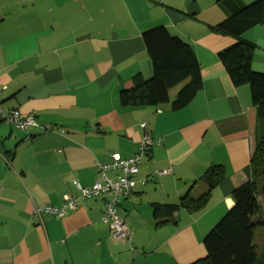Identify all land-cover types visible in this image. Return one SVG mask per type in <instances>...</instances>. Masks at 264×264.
Segmentation results:
<instances>
[{
    "label": "crops",
    "instance_id": "obj_1",
    "mask_svg": "<svg viewBox=\"0 0 264 264\" xmlns=\"http://www.w3.org/2000/svg\"><path fill=\"white\" fill-rule=\"evenodd\" d=\"M255 1L0 0V108L39 123L25 130L0 118V264H192L204 257V238L235 205L234 190L252 179L248 166L264 136L249 88L235 87L218 58L236 39L210 27L230 16L228 3L242 9ZM160 26L193 47L202 89L178 111L123 107L120 92L134 77L153 75L143 34ZM243 39L256 45L252 67L264 73V23ZM146 135L155 142L140 162L138 185L118 204L130 239L116 241L103 221L106 195L83 199L75 183L91 187L97 163L134 157ZM214 165L225 178L206 208L180 209L157 226L154 205L204 192ZM67 196L78 199L75 208H65ZM257 206L264 211L261 197L242 203L255 238L256 228L264 230ZM34 207L63 214L40 219Z\"/></svg>",
    "mask_w": 264,
    "mask_h": 264
},
{
    "label": "trees",
    "instance_id": "obj_2",
    "mask_svg": "<svg viewBox=\"0 0 264 264\" xmlns=\"http://www.w3.org/2000/svg\"><path fill=\"white\" fill-rule=\"evenodd\" d=\"M228 5L230 16L210 29L230 35L236 42L221 51L218 58L235 87L249 88L257 117L264 121V73L256 72L252 67L256 45L243 39L245 33L264 23V0H256L242 9ZM143 40L152 62L153 75L150 79L136 75L132 87L120 92V104L128 108L171 104L173 111L188 106L203 86L200 64L193 47L170 34L163 26L144 32ZM181 84L175 100L171 101L170 91ZM248 172L252 179L234 190L235 205L204 238L205 256L192 264H264V249L258 254L254 244L255 234L242 221L245 213L243 202L255 201L258 197L264 200V136L255 145ZM224 178V168L214 165L205 173L207 189L204 192L195 197L188 194L178 204L154 205L156 225L171 222L172 216L180 209L193 213L205 209L213 190ZM102 195H106V205L110 196ZM162 217L170 221L160 219Z\"/></svg>",
    "mask_w": 264,
    "mask_h": 264
},
{
    "label": "built area",
    "instance_id": "obj_3",
    "mask_svg": "<svg viewBox=\"0 0 264 264\" xmlns=\"http://www.w3.org/2000/svg\"><path fill=\"white\" fill-rule=\"evenodd\" d=\"M0 118L10 125L25 130L30 127H39V123L36 118H23L18 110L6 112L0 108ZM154 142L155 140L153 138L146 135L140 142L137 153L134 157L130 159H123L119 155H114L113 160L109 163H97V169L100 177L99 180H97L91 187L83 188L75 183L76 188L79 192H81L83 199L88 197H97L102 194L110 196L109 201H107L105 205L103 221L109 225L111 236L116 241H126L130 239L129 229L126 222L118 214V202L121 197L129 196L137 187L138 181L136 180V175L139 172L140 162L146 155H148ZM111 171H119L120 176H118L117 179L109 178L108 172ZM64 204H66L65 208H75L78 205V199L67 196L65 197ZM43 213L63 214V211H59L53 207L33 208V216L41 219Z\"/></svg>",
    "mask_w": 264,
    "mask_h": 264
},
{
    "label": "rangeland",
    "instance_id": "obj_4",
    "mask_svg": "<svg viewBox=\"0 0 264 264\" xmlns=\"http://www.w3.org/2000/svg\"><path fill=\"white\" fill-rule=\"evenodd\" d=\"M182 84L177 86L176 88L172 89L170 91L171 96L173 97L174 95H177V92L179 91V89L181 88ZM250 173V172H249ZM251 175V173H250ZM252 177V175H251ZM262 198V197H261ZM263 199V198H262ZM263 205V204H261ZM262 208V206H261ZM258 223L256 224V227H258ZM256 232V238H255V246L257 248V252L258 254H261L263 249H264V230L261 227H258L255 229ZM205 256V255H204ZM189 264V263H188Z\"/></svg>",
    "mask_w": 264,
    "mask_h": 264
}]
</instances>
